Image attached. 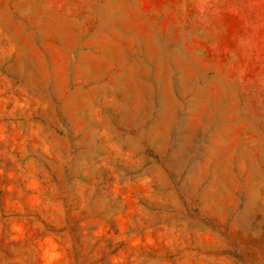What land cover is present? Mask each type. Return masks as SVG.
Instances as JSON below:
<instances>
[{
  "label": "rangeland",
  "instance_id": "obj_1",
  "mask_svg": "<svg viewBox=\"0 0 264 264\" xmlns=\"http://www.w3.org/2000/svg\"><path fill=\"white\" fill-rule=\"evenodd\" d=\"M0 264H264V0H0Z\"/></svg>",
  "mask_w": 264,
  "mask_h": 264
}]
</instances>
